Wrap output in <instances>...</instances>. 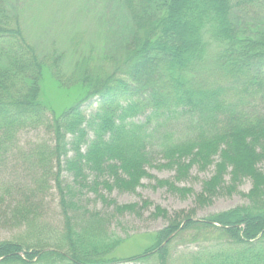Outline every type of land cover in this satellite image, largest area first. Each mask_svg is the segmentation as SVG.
I'll return each instance as SVG.
<instances>
[{
  "label": "trees",
  "instance_id": "1",
  "mask_svg": "<svg viewBox=\"0 0 264 264\" xmlns=\"http://www.w3.org/2000/svg\"><path fill=\"white\" fill-rule=\"evenodd\" d=\"M259 1L114 0L113 8L106 5L102 11L105 19L117 8L131 34L115 42L111 58L107 53L95 56L97 62L79 58L65 76L62 68H45L61 86L87 88L83 101L55 117L47 116L38 100L47 60L29 43L13 0H0V164L17 147L22 130L43 128L51 137L29 146L20 159L22 170L31 171L35 196L22 190L7 198L4 194L15 190L18 195L21 187L5 181L0 215L2 209L7 222L32 225L42 208L31 199L37 202L36 190L49 183L65 207L64 230L54 243L0 241V264H135L150 259L170 264V243L190 231L192 241L208 244L209 237L219 234L225 241L221 248L207 245L181 254L178 264H264V172L258 169L264 162V16L256 31L243 27L251 23L244 11ZM206 77L210 84L204 83ZM93 98L95 111L86 116L83 103ZM257 102L263 107H249ZM155 153L164 161L160 167L174 169L176 180L192 166L204 170L214 164L213 176L197 194L198 204L217 196L228 173L231 183L250 180L246 197L251 206L203 219L180 211L142 254L110 258L121 240L102 229L96 214L84 221L75 217L77 193L87 185L131 192L146 178L154 181L153 188L190 194L191 189H179L144 170ZM154 210L155 217L166 216L158 207Z\"/></svg>",
  "mask_w": 264,
  "mask_h": 264
},
{
  "label": "rangeland",
  "instance_id": "2",
  "mask_svg": "<svg viewBox=\"0 0 264 264\" xmlns=\"http://www.w3.org/2000/svg\"><path fill=\"white\" fill-rule=\"evenodd\" d=\"M114 0H13V8L17 9L19 21L24 29L25 35L31 45L36 50L37 55L46 62L44 66L48 68H62V75L70 72L74 68L75 61L79 58L99 57L100 53H107L111 58L115 53H110L115 42H121L123 38L130 36V24L125 16L119 14L117 8L113 16L105 19L104 10L107 5L110 8L115 6ZM106 2V3H105ZM99 4H104L99 6ZM244 18H251V23L244 24L245 29L257 30L258 22L264 15V0H260L254 6L246 9ZM256 26V27H255ZM118 44V43H117ZM50 59V60H49ZM96 61V58L93 60ZM112 61V60H109ZM113 62V61H112ZM143 67L151 68V64L145 63ZM198 74V73H197ZM204 83L210 84L211 79L205 78ZM87 88L80 85H59L52 77L48 69L43 70L40 81L39 102L47 110V116H58L68 108L74 106L85 99ZM97 99L83 103L82 109L86 116L95 111ZM250 108L257 110L263 104L257 102ZM50 135L43 128H27L20 132L17 137V147L8 154L0 164V186L5 181H13L21 190L16 195V191L8 193L19 196L22 190L30 196H35L32 192L31 171L24 172L20 159L26 154L29 146L35 142H50ZM163 159L157 153L152 156V161L144 170L158 180H168L173 182L175 187L191 189L190 194L182 195L178 192H170L165 188H153L154 181L146 178L140 181V186L134 191H120L117 188L110 190L99 186L82 188L78 193L75 217L80 220H88L90 216L96 214L97 219L102 223L104 230L113 234L121 240L112 248L110 258L117 260H127L131 256L140 255L154 245L155 233L162 230L168 224V218L180 211H193L194 219H203L212 214L227 212L237 207L249 206L250 200L246 197L251 189L249 179H240L236 183L230 182L228 173L222 177L217 196L210 201L196 202L197 194L202 189L204 181L209 180L214 174V164L209 165L204 170H199L197 166H192L185 178L175 179L174 169L162 168ZM258 169L264 172V162L258 165ZM229 171V170H228ZM34 174V172L32 173ZM104 178H108L107 174ZM90 178L89 180H91ZM101 180V179H100ZM99 180V181H100ZM111 182V180H110ZM227 186H233L231 191H227ZM29 188V189H28ZM25 192V193H26ZM36 195L40 196L35 205L42 208L39 211L37 220L29 226L28 224L17 225L15 221L7 222V215L1 209L0 215V241H17L24 246H33L36 241L43 239L45 242L54 243L64 230L65 221L62 217V207L59 202V195L56 189L49 183V187L36 190ZM206 199V196H204ZM7 200V199H6ZM143 202L148 206L143 207ZM209 202V203H208ZM136 204L137 208L132 212L119 213L116 207ZM251 206V205H250ZM39 207V208H40ZM165 211L166 216L154 215V209ZM93 220H96L93 218ZM78 230V228H77ZM192 231L181 234L182 236L173 239L169 246L168 257L170 264H178L177 260L181 254L196 252L203 246H213L224 244L221 234L209 237L208 244L200 241H192L189 236ZM215 248V247H214ZM203 252V251H202ZM125 264V263H124ZM134 264V263H126ZM135 264H155L150 259L145 263Z\"/></svg>",
  "mask_w": 264,
  "mask_h": 264
}]
</instances>
